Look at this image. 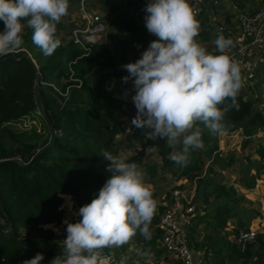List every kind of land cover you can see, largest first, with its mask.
I'll list each match as a JSON object with an SVG mask.
<instances>
[{
  "label": "trees",
  "instance_id": "obj_1",
  "mask_svg": "<svg viewBox=\"0 0 264 264\" xmlns=\"http://www.w3.org/2000/svg\"><path fill=\"white\" fill-rule=\"evenodd\" d=\"M233 1L238 9H243V3L250 0ZM109 8L115 11L114 6ZM231 17L227 15V20ZM110 25L116 34H109L106 44L90 45L85 51L63 38L51 55H44L30 46L27 31L19 49L0 56V162L13 160L23 167L49 148L29 169H0V264H23L37 253L44 256L42 264H50L59 254L53 228L63 221L64 197L71 198L77 211L91 202L110 175L104 151L120 161L122 150L137 148L121 162H136L140 169L145 166L146 152L153 151L161 168L168 170L174 180H192L203 171V157L208 160L218 150L219 132L234 135L242 129L247 137L243 141L245 148L264 127V106L252 98L248 88L240 87L235 104L229 98L218 105L225 110L218 130L212 131L198 122L187 131L191 134L199 130L201 146L189 147L185 164H175L170 159L173 147L166 141L149 140L144 130L135 127L126 133L124 123L116 120L117 114H126L124 98L128 95L120 87L131 82H122L121 78L128 75L122 66L139 59V50L147 48L154 38L131 21L112 20ZM3 30L4 24L0 22V32ZM200 40L209 42V37L200 34ZM112 82L115 87L109 90ZM256 86L264 84L258 81ZM36 108L42 112V123L49 128L46 139L35 132L14 129V124L31 117ZM53 132L56 135L51 145ZM254 154L257 161L250 167L257 173L242 179L240 185L245 190L254 189L259 171L264 170V143L256 147ZM245 162L249 164V159ZM233 163L231 156L228 165ZM147 169L150 176H156V166ZM208 173L212 170L208 169ZM211 178L198 182L204 195L217 204L210 214L197 217L187 227L193 250L212 264H264V234L257 235L243 251L229 239L236 237L238 230H249L238 210L244 196ZM164 209L163 204L156 206L149 225L150 238L146 239L138 230L129 238L149 247L156 260L164 255L165 259L169 257L163 249L157 250L163 237L157 223ZM230 223L235 227L228 232ZM199 228L203 237L198 240ZM128 247L126 242L119 248L122 252ZM103 251L110 256L115 248ZM171 262L180 264L175 259Z\"/></svg>",
  "mask_w": 264,
  "mask_h": 264
},
{
  "label": "clouds",
  "instance_id": "obj_2",
  "mask_svg": "<svg viewBox=\"0 0 264 264\" xmlns=\"http://www.w3.org/2000/svg\"><path fill=\"white\" fill-rule=\"evenodd\" d=\"M69 0H0V56L23 45L25 28L32 43L44 55H51L61 41L57 24L68 14ZM147 32L155 37L134 63L122 67L132 82L131 100L136 115L131 124L144 130L149 140L160 138L169 147L184 146L170 156L175 164H185L189 147L201 146L199 130L183 134L198 122L218 130L225 110L218 107L226 99L235 104L241 87L240 67L226 50L232 40L218 34L216 52H209L196 37L200 23L189 0H148L144 8ZM183 138L181 139V137ZM110 174L91 202L76 213L79 220L65 221L63 248L50 264H109L105 248H118L137 230L150 238L149 225L156 212L150 184L136 162H121L109 151L103 152ZM68 201L70 197H64ZM37 253L23 264H42ZM120 264H124L121 260Z\"/></svg>",
  "mask_w": 264,
  "mask_h": 264
},
{
  "label": "rangeland",
  "instance_id": "obj_3",
  "mask_svg": "<svg viewBox=\"0 0 264 264\" xmlns=\"http://www.w3.org/2000/svg\"><path fill=\"white\" fill-rule=\"evenodd\" d=\"M85 1L87 4V9L91 13L100 16L102 21H104L107 26L105 36L106 43L109 41V34H116V30L110 25L112 20H127L134 22L139 28L147 32V29L145 28L144 24V17L146 13L142 10L140 0ZM80 2L81 0H69L68 14L62 17L60 22L57 24L56 37L59 40L64 38L69 41L70 33L72 32V30L80 26ZM263 2L264 0H250L248 2H244L243 9H238L234 1L232 5L227 2L217 6L216 11L219 13V15H233L234 17H238L239 15L251 13V11L260 7ZM109 6H114L115 11L113 12V10L109 8ZM197 20L200 23V31L196 39L209 52H211L215 48L214 41L216 40L217 36L213 31H206L204 27H210L206 24H204L205 26L201 25L200 20ZM27 31L30 33L31 37V30L27 27L25 28L23 35L27 34ZM200 34H205L206 36H208L209 42H202L200 40ZM153 38L155 39V37ZM30 46L36 47V50H39V48L32 43V40L30 42ZM145 49L139 50V55ZM22 50L30 52L27 48H22ZM256 71L257 77L256 82L254 83L261 81L264 84V63L257 65ZM113 87H115L114 82L108 85L109 90H112ZM120 89H122V91H124L128 95V97L124 98V101L126 102V106L124 108L126 114L124 117L120 114H117L116 120L122 121L124 123V128H126L127 130H132L134 126L131 124V121L135 117L137 111L131 100L132 95L135 94V90L133 88L132 82H129L125 86H121ZM255 90L258 93H264V87L255 86ZM260 104L264 105V97L261 99ZM28 119L29 123L26 119L22 123L14 124V129L17 132H35L36 134L42 136L43 139H46L48 137L49 128H47L42 123V120L40 118L32 119V117H29ZM186 135H189L187 131L183 134V136ZM183 136L181 137V139L183 138ZM216 139L218 143V150L213 153L211 158L208 160L203 157V171L192 180H174L173 175H171L168 170H164L163 168H161L160 161L154 154V152H146V158L144 160L145 166L140 170L144 175L145 182L152 186L153 198L156 201V206H160L161 204L167 203V200L169 199V194L175 187H183L182 189H184L187 194L193 196V203L195 204V211L191 217L189 224L190 226L191 224H193L197 217H202L205 214H210L213 211L214 206L217 204L213 201L211 197H206L204 195L202 186H200L198 182L205 181L212 177L211 179L213 181H221L226 188L232 187L244 196L245 201L240 204L238 210H240L243 214V219L248 222V229L255 230L258 235L264 234V170L259 171L260 173L257 178L256 186L254 187V189L245 190L242 189L240 185V182L245 176L255 175L257 173L255 169L250 167V164L257 161V157L254 154V150L258 145H263L264 140L254 139L248 144L247 147L243 148V141H240V139H218L217 137ZM183 147L184 146L182 145V143L176 144L172 148V154H174L178 150L182 151ZM136 151L137 148L132 150H122L120 155V161H123L124 158L135 153ZM231 156L234 159V163L229 166L228 161ZM247 158L249 159V164L245 162ZM151 166L157 167V174L154 177L150 176V173L147 169V167ZM208 169L212 170L211 174L208 173ZM63 210L64 218L62 223L59 226L53 228L57 235V251L59 254L63 248L62 241L66 238L65 221L74 223L80 219L79 216L76 215L78 211L73 201H68L64 199ZM187 227L185 229V235L188 239H190L188 237ZM234 227V223L228 224L227 231H232ZM196 234L199 236L198 240L200 238L202 239L203 234L201 233V228L197 229ZM234 238L235 237L232 236L229 239L234 240ZM127 243L129 247L125 251L121 252V249L118 247L115 248V251L110 256L106 254L103 250H101L102 255L107 256L109 258V264H120L121 260L124 261V264H173L171 262L173 259L171 256H167V260L165 259V255L162 256L161 259L156 260L153 252L149 249V247L143 244H135L132 239L128 240ZM160 249L161 245L157 248V250Z\"/></svg>",
  "mask_w": 264,
  "mask_h": 264
},
{
  "label": "built area",
  "instance_id": "obj_4",
  "mask_svg": "<svg viewBox=\"0 0 264 264\" xmlns=\"http://www.w3.org/2000/svg\"><path fill=\"white\" fill-rule=\"evenodd\" d=\"M227 2L230 5L233 4V0H189L196 19L200 20L201 25L206 24L210 27H204L206 31H213L216 36L222 34L225 38L232 40V46L226 50V54L240 67L241 88H248L252 98L261 101L264 93H258L255 90L256 83L254 82L257 77V65L264 63V4L251 13L238 17L233 16L227 20V15H219L216 11L217 6ZM140 3L144 9L148 0H140ZM79 10L80 26L74 28L70 33V40L73 44L84 51L90 45L106 44L107 26L104 21L100 16L87 9L85 0H81ZM211 53L219 54L216 52V46ZM31 117L32 119H43L39 108L35 109ZM27 122L29 123V119ZM130 131L126 129V133H130ZM55 135L56 133L53 132L52 138ZM217 138H237L240 141L247 139L242 129H239L234 135L219 132ZM252 138L264 140V127ZM168 200L163 204L165 209L160 214L157 223L158 230L163 234L161 249L180 264H212L201 253L193 250L185 235V229L189 226L195 211L193 196L187 194L184 189L175 187L169 194ZM0 223H2L1 220ZM257 235L255 230H240L234 238V242L240 251H243L246 244L253 242Z\"/></svg>",
  "mask_w": 264,
  "mask_h": 264
},
{
  "label": "water",
  "instance_id": "obj_5",
  "mask_svg": "<svg viewBox=\"0 0 264 264\" xmlns=\"http://www.w3.org/2000/svg\"><path fill=\"white\" fill-rule=\"evenodd\" d=\"M54 141V137L51 139V145L53 144ZM49 148L45 149L43 152L39 153L28 165L26 166H19L16 162H14L13 160H6V161H2L0 162V169L5 168V167H13L16 169H29L33 163L41 156L43 155Z\"/></svg>",
  "mask_w": 264,
  "mask_h": 264
}]
</instances>
